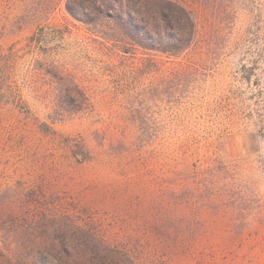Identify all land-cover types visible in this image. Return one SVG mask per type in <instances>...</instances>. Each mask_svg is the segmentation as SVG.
I'll use <instances>...</instances> for the list:
<instances>
[{
    "label": "rangeland",
    "instance_id": "1",
    "mask_svg": "<svg viewBox=\"0 0 264 264\" xmlns=\"http://www.w3.org/2000/svg\"><path fill=\"white\" fill-rule=\"evenodd\" d=\"M65 2L0 0V51H28L39 35L34 54L20 56L11 72L10 104L0 95V249L6 216L48 203L94 214L146 264H264V0L224 2L214 13L194 5L200 34L187 54L158 55L155 69L118 76L97 73V46ZM47 48L72 65L91 97L87 110L53 124L41 100L44 79L28 72ZM177 133L195 145L180 146ZM189 159L201 168L224 163L235 195L229 206L221 196L218 213L183 208L200 232L172 257L148 225L181 211L171 196L185 185L176 171ZM34 188L42 205L25 202Z\"/></svg>",
    "mask_w": 264,
    "mask_h": 264
},
{
    "label": "trees",
    "instance_id": "2",
    "mask_svg": "<svg viewBox=\"0 0 264 264\" xmlns=\"http://www.w3.org/2000/svg\"><path fill=\"white\" fill-rule=\"evenodd\" d=\"M224 2L232 6L233 0H66L65 11L87 30L91 42L97 46V73L105 71L118 76L127 75L129 67L140 71L155 69L158 55L178 59L187 54L200 34L199 19L193 6H208L214 13ZM37 37H32L34 40L28 51L17 47L0 51L2 105H9L15 94V85L9 82L14 66L30 49L34 54L39 41ZM45 38L43 36L40 42ZM63 50L68 51L67 48ZM50 52L45 49L42 60L29 64L28 72H38L44 79L46 88L41 93V100L47 118L53 124L87 110L91 106V97L79 82L72 65L55 60ZM139 54L142 55L138 59L141 65L137 66L135 61ZM17 100L14 97L18 104ZM175 138L180 146L195 145L194 139L189 142L187 137L182 141L183 136L178 133ZM193 160H183L187 164L179 163L176 171L185 185L180 190H173L171 199L181 211L173 216L162 215L163 212L156 214L148 225L158 240L157 248L170 253L173 250L172 257L175 252L192 247L187 241L200 232L193 227V219H189L183 208L189 210L190 206L189 211H197L199 217L206 205L211 212L218 213L221 196L230 197L229 206L235 195L234 189L226 186L233 176L224 163L213 159L209 166L201 168ZM196 167L200 169L196 170ZM191 184L196 187L191 188ZM35 191L36 188L31 189L25 201L30 203L29 206L40 202L42 205ZM4 200L9 198L4 197ZM193 203L199 204L193 209ZM25 214L12 212L3 219L5 225L11 226L5 230L7 243L3 246L5 249H0V264H146L136 259L130 247L111 238L92 213L84 215L46 203L41 209L30 207Z\"/></svg>",
    "mask_w": 264,
    "mask_h": 264
}]
</instances>
